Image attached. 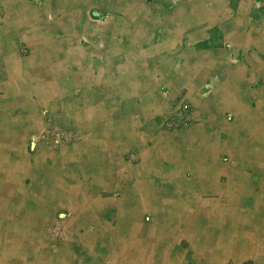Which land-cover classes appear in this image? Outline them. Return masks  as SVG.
I'll use <instances>...</instances> for the list:
<instances>
[{
    "label": "crops",
    "instance_id": "1",
    "mask_svg": "<svg viewBox=\"0 0 264 264\" xmlns=\"http://www.w3.org/2000/svg\"><path fill=\"white\" fill-rule=\"evenodd\" d=\"M147 1L0 0V264H264V0Z\"/></svg>",
    "mask_w": 264,
    "mask_h": 264
},
{
    "label": "rangeland",
    "instance_id": "2",
    "mask_svg": "<svg viewBox=\"0 0 264 264\" xmlns=\"http://www.w3.org/2000/svg\"><path fill=\"white\" fill-rule=\"evenodd\" d=\"M19 2L21 1V0H18ZM71 1H75V2H78V4H80V6H84L86 3H89L90 1H94V0H48V3L49 4H51L52 6H55V4H61V3H69V4H71ZM147 1V0H146ZM154 1V0H153ZM153 1H151V2H148L147 1V4L145 5V11H146V13H157L159 10H161V12H162V21H161V23H162V27L163 28H169V26L166 24V22H167V20H165V18H167V16L169 15V14H171V16L172 17H174L175 16V14H184L185 12H188V13H194L193 14V20L191 21L193 24L194 23H196L195 22V20H200V18H201V16L203 15V14H207V12H204L203 11V8H205V6L202 4V1L203 0H193V1H189V2H187V1H185V0H179L177 3H175L176 2V0H173V2H172V4H161V5H157V4H153ZM241 1H243V0H241ZM194 2V4H192V5H185V3L187 4V3H193ZM175 3V4H174ZM224 6H221L222 8H223V10L224 11H226L227 12V3L226 4H223ZM239 6L240 5H236V7H234L233 8V10H231V12H238V8H239ZM170 7H171V9H170ZM203 7V8H202ZM36 10V9H35ZM35 10H34V13H35ZM38 10H36V13H38L37 12ZM95 11H97V7H92L91 9H89V10H86V13H88L89 12V14L92 16V17H94V18H96L97 16L96 15H94L93 14V12L95 13ZM137 11H139V12H141V10H137ZM203 12V13H202ZM142 13V12H141ZM178 15V16H179ZM190 15H192V14H190ZM195 17V18H194ZM200 17V18H199ZM169 22V21H168ZM181 23H183V21H181ZM83 24V23H82ZM165 24L167 25V26H165ZM177 24H178V26H180L179 24H180V20L178 19L177 20ZM193 24H190V26L192 25L193 26ZM191 26V27H192ZM170 27H173V26H170ZM186 31H184V33H185ZM188 32V31H187ZM84 41L85 42H87V40L86 39H84ZM25 50H27V49H25V48H23V51H25ZM25 53H27V52H25ZM183 101V100H182ZM182 101H180L179 102V104L182 102ZM179 104L177 105V106H179ZM189 125V124H188ZM63 128V127H61V126H57V125H49V127L46 129V130H48V129H51V128ZM45 130V131H46ZM65 130H66V128H65ZM169 130V129H168ZM45 141V140H44ZM48 144V143H47ZM49 145V144H48ZM50 146V145H49ZM52 147V146H51ZM53 148H55V147H53ZM56 148H58V147H56ZM132 156V155H131ZM261 174H258V176H260ZM60 219V218H59Z\"/></svg>",
    "mask_w": 264,
    "mask_h": 264
},
{
    "label": "built area",
    "instance_id": "3",
    "mask_svg": "<svg viewBox=\"0 0 264 264\" xmlns=\"http://www.w3.org/2000/svg\"><path fill=\"white\" fill-rule=\"evenodd\" d=\"M193 120V106L188 100H183L177 106L174 114L163 121L165 128L169 130L181 129ZM43 139L52 147H60L62 144L69 143L75 134L65 128H51L43 132Z\"/></svg>",
    "mask_w": 264,
    "mask_h": 264
},
{
    "label": "bare ground",
    "instance_id": "4",
    "mask_svg": "<svg viewBox=\"0 0 264 264\" xmlns=\"http://www.w3.org/2000/svg\"><path fill=\"white\" fill-rule=\"evenodd\" d=\"M57 1V0H56ZM203 8V7H202ZM221 8V7H220ZM203 13V12H202ZM200 18V17H199ZM175 21V22H174ZM196 21H198V19L197 20H195V22ZM169 27L170 26H173L172 28H177V27H183V25L185 24L186 25V28H190L191 26H190V24H193L191 21H188V19H183V23H181V20H180V26H178V24H177V20H175V19H173V20H169V22L167 21V23H166ZM187 31V30H186ZM138 188V187H137ZM139 189V188H138ZM163 221H164V219H163ZM4 231V230H3ZM1 234V233H0ZM3 253V252H2Z\"/></svg>",
    "mask_w": 264,
    "mask_h": 264
}]
</instances>
